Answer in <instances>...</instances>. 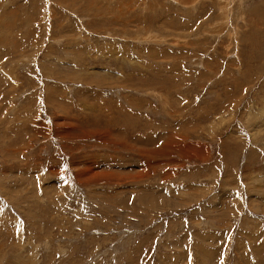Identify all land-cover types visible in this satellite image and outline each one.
I'll list each match as a JSON object with an SVG mask.
<instances>
[{
    "label": "rangeland",
    "instance_id": "374dc122",
    "mask_svg": "<svg viewBox=\"0 0 264 264\" xmlns=\"http://www.w3.org/2000/svg\"><path fill=\"white\" fill-rule=\"evenodd\" d=\"M0 264H264V0H0Z\"/></svg>",
    "mask_w": 264,
    "mask_h": 264
}]
</instances>
